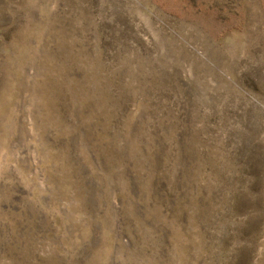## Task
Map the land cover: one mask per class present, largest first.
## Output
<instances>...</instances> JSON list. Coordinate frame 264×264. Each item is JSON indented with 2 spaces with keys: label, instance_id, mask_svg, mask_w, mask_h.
I'll return each mask as SVG.
<instances>
[{
  "label": "rangeland",
  "instance_id": "374dc122",
  "mask_svg": "<svg viewBox=\"0 0 264 264\" xmlns=\"http://www.w3.org/2000/svg\"><path fill=\"white\" fill-rule=\"evenodd\" d=\"M0 264H264V0H0Z\"/></svg>",
  "mask_w": 264,
  "mask_h": 264
}]
</instances>
